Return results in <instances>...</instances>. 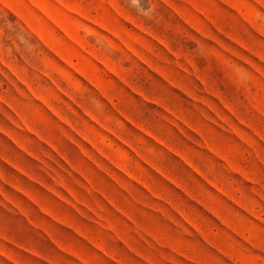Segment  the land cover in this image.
<instances>
[{
    "label": "rangeland",
    "instance_id": "1",
    "mask_svg": "<svg viewBox=\"0 0 264 264\" xmlns=\"http://www.w3.org/2000/svg\"><path fill=\"white\" fill-rule=\"evenodd\" d=\"M0 264H264V0H0Z\"/></svg>",
    "mask_w": 264,
    "mask_h": 264
}]
</instances>
